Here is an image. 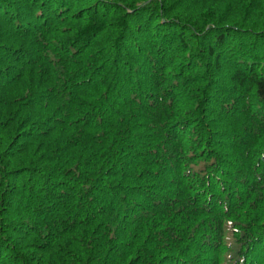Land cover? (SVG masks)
<instances>
[{"label": "trees", "instance_id": "trees-1", "mask_svg": "<svg viewBox=\"0 0 264 264\" xmlns=\"http://www.w3.org/2000/svg\"><path fill=\"white\" fill-rule=\"evenodd\" d=\"M0 264H264V0H0Z\"/></svg>", "mask_w": 264, "mask_h": 264}]
</instances>
